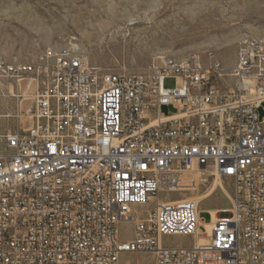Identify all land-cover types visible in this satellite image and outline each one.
Segmentation results:
<instances>
[{"label": "built area", "instance_id": "1", "mask_svg": "<svg viewBox=\"0 0 264 264\" xmlns=\"http://www.w3.org/2000/svg\"><path fill=\"white\" fill-rule=\"evenodd\" d=\"M208 58H167L147 75L102 73L87 57L57 62L47 48L19 70L0 60V101L32 102L14 117L29 127L0 124V264H120L139 252L154 264H264V34L237 43L228 74ZM224 75L234 85L221 92ZM193 169L231 181L218 220L163 197L191 189L182 178ZM173 237L193 244L167 245Z\"/></svg>", "mask_w": 264, "mask_h": 264}, {"label": "rangeland", "instance_id": "2", "mask_svg": "<svg viewBox=\"0 0 264 264\" xmlns=\"http://www.w3.org/2000/svg\"><path fill=\"white\" fill-rule=\"evenodd\" d=\"M262 34L264 0H0V60L7 62L32 60L47 48L87 57L89 66L102 73L147 75L167 58L196 54L208 65V55L213 54L223 74H228L237 43ZM233 85L227 75L216 82L221 92ZM173 86L174 79L164 81V88ZM31 104V100H17L4 93L0 101L2 129L29 127L28 116L14 117L18 106L28 110ZM161 112L173 110L162 107ZM258 113L262 116V110ZM211 173L214 176L213 169L204 172L206 183L201 182V174L184 173L182 183H195V189L163 197L198 201L200 219L208 223L207 211L229 210L232 197L231 181L208 176ZM199 197H205L206 202L197 200ZM149 207L134 208L133 214L143 215ZM132 228L133 222L120 225L123 239L131 237ZM166 243L190 247L193 239L173 237ZM120 264H154V255L126 253Z\"/></svg>", "mask_w": 264, "mask_h": 264}, {"label": "bare ground", "instance_id": "3", "mask_svg": "<svg viewBox=\"0 0 264 264\" xmlns=\"http://www.w3.org/2000/svg\"><path fill=\"white\" fill-rule=\"evenodd\" d=\"M253 38H254V40H262V36H257V37H253ZM239 43H241V40H240ZM47 51H48L49 55H51V58L57 59V62H71V60H82V59H84V58H82L79 55L68 54V53H63V52H56V51H53L52 49H47ZM45 55H46V50H43L37 57H35L32 60H28V61H25V62L11 63V70H19V63H22V66H30L31 64H33V62H39L41 59H43V57H45ZM168 60H177V59L169 58ZM28 100H30V97L29 96H25L22 101H28ZM204 172L205 171L193 169L192 173L193 174L194 173L201 174V177H202V178L200 177L202 179L201 182H205L206 179L204 178ZM185 173H187V172H185ZM211 175H212V173L209 174L208 176H210V177H215L216 176L215 174H214V176H211ZM190 186L192 187L191 188L192 190H194L195 187H196L195 183L191 184ZM218 188L221 191H223V192L225 191L224 187H223V185L221 183H218ZM227 198L230 199V196L227 197ZM197 200L202 201V203L206 202L205 201V197H199ZM196 202L198 203V201H196ZM208 211L210 212L213 221L214 220H218L220 218V217L219 218L215 217V211L214 210L213 211L208 210ZM225 212H228V210L227 209H222L220 211V213H225ZM203 242H204V239L201 238V237H198L195 240V244L199 245V246L202 245Z\"/></svg>", "mask_w": 264, "mask_h": 264}, {"label": "crops", "instance_id": "4", "mask_svg": "<svg viewBox=\"0 0 264 264\" xmlns=\"http://www.w3.org/2000/svg\"><path fill=\"white\" fill-rule=\"evenodd\" d=\"M226 206V205H225ZM215 210V217L216 218H219V214H220V211L222 210V208H217V210L216 209H214ZM201 212H202V210H201ZM200 212V213H201ZM207 213H208V215H209V211H207Z\"/></svg>", "mask_w": 264, "mask_h": 264}, {"label": "water", "instance_id": "5", "mask_svg": "<svg viewBox=\"0 0 264 264\" xmlns=\"http://www.w3.org/2000/svg\"><path fill=\"white\" fill-rule=\"evenodd\" d=\"M22 112H24L25 110H21Z\"/></svg>", "mask_w": 264, "mask_h": 264}]
</instances>
